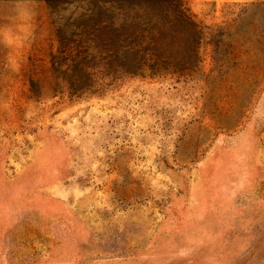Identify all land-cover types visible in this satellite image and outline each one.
Segmentation results:
<instances>
[{
  "label": "rangeland",
  "instance_id": "rangeland-1",
  "mask_svg": "<svg viewBox=\"0 0 264 264\" xmlns=\"http://www.w3.org/2000/svg\"><path fill=\"white\" fill-rule=\"evenodd\" d=\"M198 68L54 88L46 0H0V264H264V0H185Z\"/></svg>",
  "mask_w": 264,
  "mask_h": 264
},
{
  "label": "trees",
  "instance_id": "trees-1",
  "mask_svg": "<svg viewBox=\"0 0 264 264\" xmlns=\"http://www.w3.org/2000/svg\"><path fill=\"white\" fill-rule=\"evenodd\" d=\"M55 24L54 88L71 97L106 75L157 77L198 68L204 28L185 0H46Z\"/></svg>",
  "mask_w": 264,
  "mask_h": 264
},
{
  "label": "crops",
  "instance_id": "crops-1",
  "mask_svg": "<svg viewBox=\"0 0 264 264\" xmlns=\"http://www.w3.org/2000/svg\"><path fill=\"white\" fill-rule=\"evenodd\" d=\"M263 103H264V99H263Z\"/></svg>",
  "mask_w": 264,
  "mask_h": 264
}]
</instances>
